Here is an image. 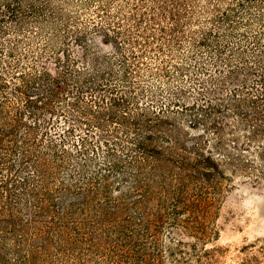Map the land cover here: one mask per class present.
<instances>
[{"label":"trees","instance_id":"obj_1","mask_svg":"<svg viewBox=\"0 0 264 264\" xmlns=\"http://www.w3.org/2000/svg\"><path fill=\"white\" fill-rule=\"evenodd\" d=\"M194 175L264 182V0H0V264H163Z\"/></svg>","mask_w":264,"mask_h":264},{"label":"rangeland","instance_id":"obj_2","mask_svg":"<svg viewBox=\"0 0 264 264\" xmlns=\"http://www.w3.org/2000/svg\"><path fill=\"white\" fill-rule=\"evenodd\" d=\"M178 205L184 212L176 226L160 235L163 264H239L243 246L264 237V182L236 176L227 184L218 175H194L187 203ZM199 237L209 250L200 261Z\"/></svg>","mask_w":264,"mask_h":264}]
</instances>
